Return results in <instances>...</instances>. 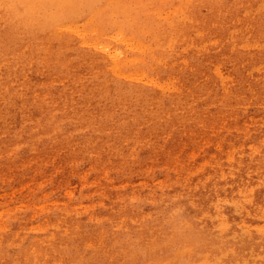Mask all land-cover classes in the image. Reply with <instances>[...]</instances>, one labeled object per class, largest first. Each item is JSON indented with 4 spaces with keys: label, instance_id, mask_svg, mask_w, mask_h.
<instances>
[{
    "label": "rangeland",
    "instance_id": "1",
    "mask_svg": "<svg viewBox=\"0 0 264 264\" xmlns=\"http://www.w3.org/2000/svg\"><path fill=\"white\" fill-rule=\"evenodd\" d=\"M169 1L162 16L170 21L174 10L182 18L194 5ZM206 1L202 14L213 15V3L222 6L216 19H195L180 38L220 60L197 65L186 51L174 75L142 72L127 60L132 71L103 77L93 61L80 68L69 60L81 52L79 39L61 31L26 39L21 75L10 58L1 61L0 79L8 85H25L33 76L52 85L55 99L39 109L45 126L35 122L27 132L14 115L20 131L0 134V264H264V102H255L243 78L245 96L234 92L231 76L239 71L249 79L247 71L259 77L264 70L254 58L264 59V37L246 26L240 11H255L251 21L264 17V0ZM125 33L128 39L130 30ZM224 37L240 44L238 60ZM121 47L131 55L128 41ZM157 63L169 70L164 60ZM63 66L79 84L64 82ZM155 78L162 90L144 86L157 85ZM127 88L133 103L125 99ZM97 106L110 123L101 142L117 139L116 148L75 144L84 137L79 129L93 132L89 110ZM72 119L76 135L58 134ZM252 159L254 166L243 170ZM213 226L206 238L202 232Z\"/></svg>",
    "mask_w": 264,
    "mask_h": 264
},
{
    "label": "bare ground",
    "instance_id": "2",
    "mask_svg": "<svg viewBox=\"0 0 264 264\" xmlns=\"http://www.w3.org/2000/svg\"><path fill=\"white\" fill-rule=\"evenodd\" d=\"M192 1L194 5L192 8L186 9L182 18H179L174 10L171 14L173 16L171 18L172 21H170L168 18L170 15L162 16L164 7L167 3H170L169 0H0V65L3 59L10 58L15 74L21 75L22 70L17 66L20 64L21 48L25 44L26 39L36 34L54 36L57 35V31L78 36L81 52L77 55H71L69 60L75 62L80 68L87 67L93 61L101 69L100 72L103 77L114 75L115 73L121 75L119 70L125 71L127 68L132 71L129 64H127V60L132 63L135 69L138 68L142 72L151 71L156 73L158 77H164V73L167 76L169 75L168 73L174 75L178 65L176 62L185 63L184 60L181 62V58L178 56L183 55V52L186 51L190 52L197 65L208 57H213L219 61L220 57L213 55L211 50L192 43L186 44V41L180 38L182 30L188 24L194 25L198 23L195 19L199 17L202 20H208L209 18L215 20L214 12L222 7L218 2L213 3L211 5L214 6L212 7L213 15H207V13L202 14L207 9H202L201 7L209 5V1ZM238 2L239 0H236L234 3L238 4ZM240 11L242 17H245L248 22L246 26L249 25V28H254V34L264 37V17L258 16L254 21H251L249 17H252V13L255 11L251 12L246 8H242ZM237 15L238 10H236L233 17ZM224 26V23L219 25L221 27L220 31H224ZM127 29L131 32L128 39H126L127 33H125ZM222 36L224 35L222 34ZM126 41H128V46L131 50L130 56H127V52L121 47L122 43ZM222 42L226 51L232 53V56H235L238 60L237 50L240 44L233 41L235 45H229L231 40L227 37H224ZM174 50L176 51V56ZM3 52H6L5 56ZM146 57L148 58L146 59ZM254 58L259 66L264 69L262 56L255 54ZM161 60L168 64L169 70L165 71L160 67L157 62ZM62 63L63 61L59 64ZM227 65L225 64L224 66ZM1 67L4 69L3 66H0V69ZM227 67L224 69H227ZM62 68L61 72L65 77L64 82L72 83L75 80V84H79L78 78H74V74L70 72L68 67L63 66ZM215 71L217 73L220 72L218 68H215ZM237 72L231 75L235 84L233 87L234 92L245 96L246 86L243 81H248L249 93L256 95L255 102H264V70L260 72L259 77L256 76L257 72L247 71L246 75L250 80L245 77V73ZM242 78L243 81L241 80ZM30 79V81L25 82V85L15 82V80L8 85L7 78L0 79V100L3 102L0 109V134L8 135L7 138L11 133L20 131L13 127L12 118L14 115L16 118L19 117L22 121H25L27 132H30L35 122L40 126H45L46 120L39 116V113L40 115L42 113V111L39 112V109L45 107L46 101L55 99L54 94L51 92L52 85L50 83L44 84V81L33 80V76ZM158 79L160 78H155L154 81L157 83ZM129 81L132 82L135 79L130 77ZM150 83V81H145L144 86L162 90L160 82L157 85ZM19 89L22 90L19 91ZM131 91V88L124 90L127 95L125 99L127 102L133 103L135 99L133 98L132 102L129 97L134 95ZM21 94L24 97L20 98ZM250 97L253 100V96ZM32 98L36 101H33ZM116 99L117 101L119 100L118 98ZM109 105L110 101L107 102L108 107ZM142 107L144 108L145 105H142ZM164 110H168V108ZM89 112L92 116L91 119H88V126L92 128L93 132L89 136H85L83 130L79 129L78 133L81 132L80 137H84L77 138V143L75 144L84 146L86 145L85 141L90 140L93 147L98 151H103L109 145L110 149L118 147L117 139L113 140V142H106V144L101 142L102 137L106 134V129L109 127L106 124L110 125L107 121L108 119L106 120L107 113L104 108L97 106L91 108ZM160 114H163V112L160 111ZM68 117H70V114ZM29 119L33 122H29ZM74 125L75 120L72 119L69 122L65 120L64 128L61 126L58 134L63 136L76 135V127ZM67 128L71 130L68 133L64 131ZM47 129H49L48 125ZM150 130L152 129L150 128ZM253 161V159L244 161L242 163L243 170L249 171L250 167L254 166ZM214 192L218 193L217 190ZM205 205L208 208L209 203L206 202ZM235 207L233 212L235 211L242 217L239 206ZM213 228L214 226L204 230L202 234L209 238L211 233L213 234L214 232ZM221 244L218 243V245Z\"/></svg>",
    "mask_w": 264,
    "mask_h": 264
}]
</instances>
